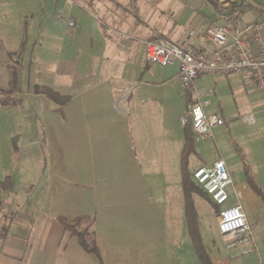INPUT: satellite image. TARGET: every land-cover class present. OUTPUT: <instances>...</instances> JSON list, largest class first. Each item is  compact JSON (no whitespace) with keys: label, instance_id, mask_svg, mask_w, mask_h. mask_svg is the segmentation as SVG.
Instances as JSON below:
<instances>
[{"label":"crops","instance_id":"obj_1","mask_svg":"<svg viewBox=\"0 0 264 264\" xmlns=\"http://www.w3.org/2000/svg\"><path fill=\"white\" fill-rule=\"evenodd\" d=\"M43 9H46V5H43ZM50 9L54 12L52 20L57 21L56 14L62 15L64 11L68 16L65 19L73 22L72 27L68 26L72 39L80 32L81 36L87 37L80 41L82 49L76 52L78 55L74 62L82 65L77 69L78 76L74 80H96L93 90H90L94 92L88 100L89 104H96V107L104 103L112 105L126 122H119L123 136L116 139L93 137L95 142L86 137L78 140L68 136V143L72 144L68 145V149H78L68 150V169L53 167L56 171L52 175L60 174L57 179L47 178L33 192L29 190L26 193L22 191L27 183L26 177L31 173H40L41 176L42 172L40 161L38 165L37 161L26 163L20 151L30 149L36 145V141L34 138L25 140L24 123L9 118L10 114L22 109L21 95L17 96L16 104L0 106V180L10 176L12 181V189L1 193L0 219L6 220V213L9 218L5 222L7 234L0 240V264H98L92 254L83 250L76 238L69 237L63 231L58 219L73 220L79 216L93 218L91 231L102 264H168L169 259L175 261L171 255L172 247L175 244L178 247L186 221L180 175L184 139L175 149L169 146L162 148L160 156L153 163L151 147L147 149L146 138L143 139L141 134L136 135V132L141 127L146 129L150 122L159 120L151 118L154 108L161 109L164 121L159 122L165 127L168 118L183 116L187 106L197 100L209 101L204 110L208 114L218 113L224 123H230L236 119L230 96L247 99L253 94L252 88L234 75L199 76L193 81L191 91H186L174 79L177 67L161 77L153 73L145 59V43L168 37L177 44L188 41L187 44L196 50L212 51L215 45L206 36L205 29L211 20H220V14L216 6L206 0H51ZM254 12L239 14L233 22ZM190 31L195 34L188 39ZM204 77L210 78V82L202 83ZM110 80L113 82L107 86ZM98 86L102 87L101 90H97ZM195 91L202 92V95L197 98ZM40 95L27 94L34 98ZM260 95L261 98L256 99L258 102L254 103L258 104L257 107L253 106L255 111L243 115L253 114L255 123L245 124L241 118L243 124H262L264 95ZM219 127L212 129L211 138L214 137L213 131ZM111 140H117L116 144ZM106 143L108 145L101 149ZM132 151L136 156L140 154L146 161L145 165L135 163L130 167L127 158ZM217 159L224 161L229 172V165L221 156L195 168ZM140 168L149 174L148 182L140 174L139 178L143 181L138 180L135 172L137 169L139 172ZM160 173H165L166 184L169 174L174 176L171 187H165L164 214L154 216L152 176ZM17 181L22 183L18 184ZM254 184L246 180L235 184L245 211L262 205L261 198L254 190V187H261L257 181ZM45 195L48 198L63 197L64 204H47L43 198ZM246 197L253 200L249 208L245 206ZM159 221L167 225L166 238L168 231H171L173 245L166 251L159 238H156L155 245L153 242L154 226ZM177 252L178 248L174 255Z\"/></svg>","mask_w":264,"mask_h":264},{"label":"rangeland","instance_id":"obj_2","mask_svg":"<svg viewBox=\"0 0 264 264\" xmlns=\"http://www.w3.org/2000/svg\"><path fill=\"white\" fill-rule=\"evenodd\" d=\"M240 2L245 6L244 13L248 14L254 11H252L253 8H247V5L254 7L258 12L264 4V0H217L216 8L220 16L226 20L224 22L233 23L234 20L231 19L233 17L229 14L233 11L232 5ZM43 5H46L45 10ZM50 8L51 0H0V102H7L9 105L16 104L17 96H22V109L10 114L9 118L18 119L19 122L24 123L25 140L35 139L36 145L30 149L23 148L20 153L23 152L22 159L26 163L37 161L38 165L40 161L42 172L41 176L40 173H31L26 177L25 182L27 183L22 190L26 193L29 190L33 192L38 185L45 183L47 178L57 179L60 174L52 175L56 171L53 167L68 169V150H76L71 147L68 149V145H72L68 143V136L76 137L78 140L86 137L95 142L96 139H116L123 136L119 122H126L112 105L104 103L96 107V104H89L88 100L94 92L90 90H93L96 80L89 78L74 80L78 76L77 69L82 65L74 62L78 55L76 52L82 49L80 41L87 37L81 36L80 32L72 39L71 29L68 28L69 21L65 19L68 16L62 11V15L60 14L62 19L55 21L53 18L52 20L54 12ZM257 12L244 17L241 21L252 20L254 16H258ZM148 66L159 77L173 72L177 67L176 64L165 67L151 64ZM14 72L18 82L17 87L12 85ZM210 80L204 77L201 82L209 83ZM112 82L113 80H110L106 85L109 86ZM35 85L48 86L59 92L63 98L60 101L61 104L48 100L44 95L36 98L27 96L28 93L33 94ZM101 88L98 86L97 90ZM249 88H252L251 94H253L250 98L243 99L235 95L229 98L233 108L232 113L236 118L234 121L216 128L213 131L214 137L211 139L204 140L194 137V152L188 157L187 171L191 174L197 165L221 156L229 165L233 183L237 184L246 180L254 184L257 181L261 187L257 188L264 197V119L262 124L253 126H247L241 122L244 114L255 111L253 106L257 107L258 104L254 103L258 102L257 98H261L260 93L252 85H249ZM82 91L86 92L80 93ZM74 95L77 97L74 98ZM162 116L161 109H153L151 118L164 121ZM180 117L168 118L165 127L161 126L159 120L152 121L146 129L141 127L139 132H136V135L141 134L143 139L146 138L147 149L151 147L154 155L153 163L160 156L162 148L169 146L175 149L177 145L183 143L185 127L179 122ZM147 118L150 119L149 116ZM117 140L122 145L120 139ZM117 140L111 141L116 144ZM106 145L108 144L106 143L101 149H104ZM122 152L125 154L124 148ZM113 156L115 157V152ZM127 160L130 167H133L135 163L145 165L146 162L139 153L136 156L133 151L128 155ZM158 160L161 162V157ZM135 173L139 181H143L139 178L140 174L146 177L148 182L150 177L144 169L140 168L139 172L137 169ZM164 175L165 173H160L152 176L151 197L154 201V216L164 214V200L167 197L165 187H171L173 183L174 174H169L168 184L164 181ZM21 183L19 181L18 184ZM43 198L47 204L52 205L57 202L64 204L63 197L48 198V195H45ZM245 200V206L249 208L253 200L247 197ZM193 204L201 244L212 264L214 262L216 264H264V203L260 207L246 209L249 241L232 248L227 247L232 239L221 237L217 231L216 214L222 207L214 208L206 195H193ZM6 214L5 219L7 220L9 215ZM6 220L0 219V228L5 226ZM166 227L164 221L155 224L153 240L155 245L156 238H159L165 251L173 245L170 238L171 231H168L167 238L164 236ZM162 236L164 237L160 239ZM177 248L178 252L174 255ZM172 249L171 255L175 257L174 260L177 263L169 259L168 264H201L189 237L186 221L184 222V235L182 239L179 238L178 247L175 244ZM247 250L251 251L244 253Z\"/></svg>","mask_w":264,"mask_h":264},{"label":"built area","instance_id":"obj_3","mask_svg":"<svg viewBox=\"0 0 264 264\" xmlns=\"http://www.w3.org/2000/svg\"><path fill=\"white\" fill-rule=\"evenodd\" d=\"M259 10L258 16L250 21H241L240 18L228 24L222 16L220 20H211L205 34L215 45L212 51L196 50L187 44L188 41L177 44L160 37L145 43V59L162 67L176 64L174 79L186 91H191L193 81L199 76L234 75L264 95V4ZM60 16L57 14L56 19H62ZM68 25L74 24L70 21ZM194 34L190 31L188 39ZM194 94L199 98L202 92L195 91ZM208 105L207 100H197L187 106L180 118V123L189 124L194 137L199 139L211 138L212 129L224 125L218 113L208 114L204 110ZM242 121L251 125L256 120L253 114H248L242 117ZM191 177L213 204L222 207L216 214L217 231L221 237L232 239L227 247L247 243L246 211L224 161L217 159L201 165L193 170Z\"/></svg>","mask_w":264,"mask_h":264},{"label":"trees","instance_id":"obj_4","mask_svg":"<svg viewBox=\"0 0 264 264\" xmlns=\"http://www.w3.org/2000/svg\"><path fill=\"white\" fill-rule=\"evenodd\" d=\"M210 5L216 6L217 0H206ZM233 11L231 15L232 21L234 17L239 14L244 13L245 6L240 2L239 4H233ZM250 8L252 6H246ZM226 16L228 14H225ZM224 15V16H225ZM12 85L13 87L18 86L17 78L15 72L12 74ZM34 94L44 95L50 101L55 103H60L63 99L59 92L53 90L48 86H37L33 88ZM15 103H12L14 105ZM9 105L7 102H0V106ZM184 145L180 154V175H181V185L183 190L184 198V212L185 219L189 237L193 243L195 252L199 258L201 264H212L210 257L204 250L203 245L201 244V239L199 237L198 226L196 223V211L193 204V195L205 196L203 191L199 186L193 181L191 174L187 171L188 157L194 152V135L191 132L189 124L184 125ZM12 188V181L10 176L5 177L3 180H0V207H1V193L4 191H9ZM256 194L261 198L262 203H264V197L260 194L259 190L254 187ZM212 206L215 208L216 205L211 202ZM59 222L63 227V231L68 234L69 237H74L77 239L79 245L83 248L84 251L90 253L94 256L98 264H102L99 251L96 245L94 233L91 231V226L93 223V218L88 216H79L73 220H67L65 218L59 217ZM8 226H2L0 228V240H3L7 234Z\"/></svg>","mask_w":264,"mask_h":264}]
</instances>
